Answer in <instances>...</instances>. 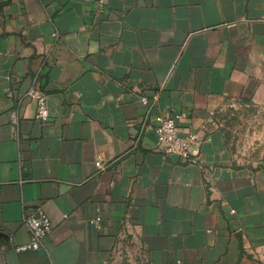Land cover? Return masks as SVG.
<instances>
[{"label": "crops", "instance_id": "crops-1", "mask_svg": "<svg viewBox=\"0 0 264 264\" xmlns=\"http://www.w3.org/2000/svg\"><path fill=\"white\" fill-rule=\"evenodd\" d=\"M94 6L0 0V264H264V166L236 165L214 120L227 101L264 108V0ZM171 111L200 133L191 161L158 147ZM39 207L53 231L18 251Z\"/></svg>", "mask_w": 264, "mask_h": 264}, {"label": "built area", "instance_id": "built-area-1", "mask_svg": "<svg viewBox=\"0 0 264 264\" xmlns=\"http://www.w3.org/2000/svg\"><path fill=\"white\" fill-rule=\"evenodd\" d=\"M109 0H94V10L93 14L95 17H100L103 15L108 8ZM53 36L58 38V31L53 32ZM11 94V93H10ZM27 96L37 103L36 118L42 122H48L50 118V110L48 107L47 94L42 90L36 82L27 91ZM159 99V92H154L152 95V104H149V97L143 95L141 101L149 105V111L144 119L141 121V127L139 130L138 137L135 144L141 138L145 128L147 127V122L150 118V113L153 105ZM181 113L171 111L166 114H160L156 116V126L155 132L157 135L158 147L164 151L166 154L177 155L183 161H191L197 154V149L200 144V133L199 131H190L185 136L182 135L179 129V120L181 119ZM12 123H18V114L13 112L11 115ZM213 122V118L210 117L208 122L203 125L202 131L210 133V123ZM96 166L98 171H102L109 166V163H104L102 159H97ZM24 223L30 232V240L22 245L16 247L18 251H39L44 240L52 233L53 223L49 215L45 212L43 208H32L25 212Z\"/></svg>", "mask_w": 264, "mask_h": 264}, {"label": "rangeland", "instance_id": "rangeland-1", "mask_svg": "<svg viewBox=\"0 0 264 264\" xmlns=\"http://www.w3.org/2000/svg\"><path fill=\"white\" fill-rule=\"evenodd\" d=\"M236 165L264 166V108L244 101H227L215 112Z\"/></svg>", "mask_w": 264, "mask_h": 264}]
</instances>
